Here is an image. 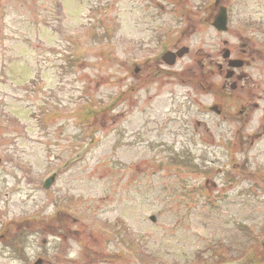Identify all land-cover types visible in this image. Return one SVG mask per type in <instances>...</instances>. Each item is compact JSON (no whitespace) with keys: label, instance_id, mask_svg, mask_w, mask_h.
<instances>
[{"label":"rangeland","instance_id":"374dc122","mask_svg":"<svg viewBox=\"0 0 264 264\" xmlns=\"http://www.w3.org/2000/svg\"><path fill=\"white\" fill-rule=\"evenodd\" d=\"M221 5L226 33L213 0H0V264H264V0Z\"/></svg>","mask_w":264,"mask_h":264},{"label":"flooded vegetation","instance_id":"af4514ba","mask_svg":"<svg viewBox=\"0 0 264 264\" xmlns=\"http://www.w3.org/2000/svg\"><path fill=\"white\" fill-rule=\"evenodd\" d=\"M253 52H254V51H253V48L251 47L250 50H249V54H248V55H246V50H243V51H242V55H244V56H248V57H251L252 54H253ZM235 58H238V57H235ZM238 59H239V58H238ZM225 62H226V65H227V61H225ZM220 68L223 69L222 66H221ZM221 69H220V70H221ZM244 74H246V73H244ZM234 76H235L236 78H238V79H241V77L243 76V77H242V78H244L243 81L247 80V77H248L247 74H246V76H245V75H243L242 72H239V73H237V74L234 75ZM249 79H250V77H249ZM225 87H226V85L223 86V88H225ZM256 87H258V86L253 85V88H251L250 90H248L249 94H251V97H254V91H255ZM244 91H245V90L242 89V93H243ZM257 98H261V96L258 95ZM254 107L256 108L257 105L255 104ZM246 109H247V108H243L242 113H244Z\"/></svg>","mask_w":264,"mask_h":264},{"label":"water","instance_id":"95a60500","mask_svg":"<svg viewBox=\"0 0 264 264\" xmlns=\"http://www.w3.org/2000/svg\"><path fill=\"white\" fill-rule=\"evenodd\" d=\"M214 25L218 28V29H224L225 27V16L223 15H219L215 22ZM186 49H182L181 51L178 52V55L181 56L184 52H186ZM174 58V57H173ZM170 63H172V61L170 60Z\"/></svg>","mask_w":264,"mask_h":264}]
</instances>
